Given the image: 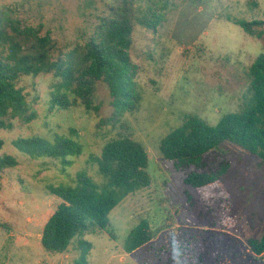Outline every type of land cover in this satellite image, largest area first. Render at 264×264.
Instances as JSON below:
<instances>
[{"label": "rangeland", "instance_id": "rangeland-1", "mask_svg": "<svg viewBox=\"0 0 264 264\" xmlns=\"http://www.w3.org/2000/svg\"><path fill=\"white\" fill-rule=\"evenodd\" d=\"M171 1L172 9L156 32L136 26L133 33L129 54L139 66L138 110L114 117L102 82L95 87L98 111L87 112L81 105L52 108L50 92L60 82L52 72L19 78L31 119L8 118L11 129L0 128L2 153L19 162L4 171L0 188V264H75V241L59 254H48L40 245L44 224L60 202L48 187L72 186L81 173L100 187L107 184L91 157L119 135L144 146L150 185L119 199L108 216V234L81 238L91 244L87 264H264V256L254 257L246 244L264 233V163L232 145L221 151L230 162L222 187L236 223L227 230L203 216L197 193L183 184L187 171L175 169L158 147L189 114L215 125L239 109L248 86L247 69L264 52V38L254 39L233 20L264 21V0ZM107 3L0 0V18L5 24L20 21L24 51L35 42L31 29L42 34L49 30L57 48L65 49L88 30L91 13H101ZM71 130L83 152L64 167L52 159H30L13 146L18 138L53 140L72 136ZM142 221L149 224L150 240L128 253L129 234Z\"/></svg>", "mask_w": 264, "mask_h": 264}, {"label": "trees", "instance_id": "trees-1", "mask_svg": "<svg viewBox=\"0 0 264 264\" xmlns=\"http://www.w3.org/2000/svg\"><path fill=\"white\" fill-rule=\"evenodd\" d=\"M109 3L101 13H91L88 30L83 29L80 39L65 49L57 48L49 30L42 34V30L31 29L35 42L31 50L24 51L20 21L5 24L0 18V128L11 129L9 119H31L26 95L17 85L24 75L36 77L52 72L60 80L50 92L52 108L68 110L81 105L87 112L98 111L95 87L102 82L114 117L138 110L139 66L129 54L133 33L136 26L156 32L164 22V14L172 9V1ZM233 22L254 39L264 38V21ZM246 75L248 86L237 111L224 114L215 125L189 114L158 144L163 157L175 169L187 171L183 184L197 193L203 216L227 230H233L236 223L229 195L222 187V176L230 162L221 151L232 145L264 163V52L250 63ZM74 133L71 130L72 136H56L53 140L40 136L18 138L13 146L30 159H52L64 167L83 152ZM3 145L0 140V188L4 171L19 163L14 155L2 153ZM91 160L108 183L100 187L81 173L72 186H49L50 193L60 202L46 220L40 237V245L48 254L66 252L75 241V264H87L85 254L91 249V244L81 238L108 234V216L119 199L150 185L148 153L130 136L110 139ZM150 232L149 224L142 221L131 230L126 251L131 253L147 243ZM246 244L254 257L264 256V233L247 239Z\"/></svg>", "mask_w": 264, "mask_h": 264}]
</instances>
